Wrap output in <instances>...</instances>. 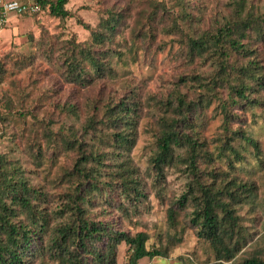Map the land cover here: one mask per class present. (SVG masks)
Segmentation results:
<instances>
[{"label": "trees", "instance_id": "obj_1", "mask_svg": "<svg viewBox=\"0 0 264 264\" xmlns=\"http://www.w3.org/2000/svg\"><path fill=\"white\" fill-rule=\"evenodd\" d=\"M32 1L39 12L70 16L69 0ZM186 2L167 8L156 0H106L94 27L80 22L89 41L40 44L48 56L54 44L68 84L100 94L88 100L78 126L66 118L54 127L31 110L0 113L19 123L12 140L20 146L0 155V264H115L121 244L126 264H140L167 258L186 228L212 256L203 264H264V63L257 50L264 6L229 0L227 14L201 30ZM158 34L177 38L180 57L211 71L184 74L167 94L142 97L130 84L131 65L140 51L152 58L164 50L151 48ZM2 73L0 67V82ZM56 108L78 117L72 103ZM210 120L219 125L207 137ZM140 133L151 146L143 174L131 156ZM174 175L182 185L169 196ZM145 179L167 201L166 233L150 245L145 229L131 233L107 219L117 215L123 224L140 215Z\"/></svg>", "mask_w": 264, "mask_h": 264}, {"label": "rangeland", "instance_id": "obj_2", "mask_svg": "<svg viewBox=\"0 0 264 264\" xmlns=\"http://www.w3.org/2000/svg\"><path fill=\"white\" fill-rule=\"evenodd\" d=\"M156 1L165 3L167 8L173 7L178 2V0ZM184 1H187L186 3L189 5L188 11L192 18V25L201 30L209 29L220 20L221 15L228 12L229 0ZM252 1L264 6V0ZM105 5L106 0H69L65 9L70 13V16L64 21L50 15L46 10L35 16L25 17L13 14L8 16V24L0 29V67L3 69L0 82V113L8 109L31 110L37 117L49 122H56L53 124L54 127H58L59 123L66 118L67 122H73L76 126L84 121L87 113L85 105L89 99L100 94L98 87L93 90L68 84L60 75L58 64L61 56L54 44L52 56L42 53L40 44L70 39H74L76 42L89 41V32L80 22L94 27L98 23L100 12ZM122 6L123 3L118 5V7ZM131 23L132 19H129L128 25ZM122 34L126 37L127 30H124ZM159 46L164 47V50H157L152 58L143 56L141 51L138 52L137 62L131 65L130 84L140 86L138 91L142 97L167 94L172 83L178 77H183L184 74L188 77L197 73L206 75L211 71L208 63L204 64L198 60L189 62L180 57L177 38L158 34L151 43V48L153 50ZM257 50L264 63V45H257ZM100 87H104L103 84ZM66 103L77 106V118L68 116L56 108V106ZM0 124V155H5L9 151H19L18 142L16 141L18 144L16 145L12 140L17 133L16 127L19 123L11 119L0 120ZM218 125L219 121L210 120L209 125L204 129V135L210 137ZM140 129H142L141 125ZM149 143V136L140 133L131 152L134 165L140 169L142 174L151 149ZM22 159L23 165L29 170H27L29 175L35 178L36 171H34L32 163L27 160L25 155H22ZM144 181L147 185L146 189H148L150 180L145 179ZM167 182L169 196L173 192H177L182 185V180H179L177 175L169 176ZM146 196L145 208L142 209L138 217L132 219V222L122 224L117 215H110L107 219L116 221L118 229L131 233H135L139 228L140 230L145 229L150 236V245L158 243L159 235L164 236L166 233L168 227L167 201L159 200L150 192V189L146 191ZM261 202L264 203V200ZM260 215L261 213H259ZM178 220L181 225L184 224L185 219L182 215L178 217ZM135 222H138L137 226L134 225ZM126 257L127 246L121 244L117 250L115 264H126ZM211 259L209 251L201 243H198L193 232L186 228L181 244L172 250L167 258H145L140 261V264H190V262L203 264Z\"/></svg>", "mask_w": 264, "mask_h": 264}, {"label": "built area", "instance_id": "obj_3", "mask_svg": "<svg viewBox=\"0 0 264 264\" xmlns=\"http://www.w3.org/2000/svg\"><path fill=\"white\" fill-rule=\"evenodd\" d=\"M40 11V6L32 0H0V29L8 24L10 14L20 16Z\"/></svg>", "mask_w": 264, "mask_h": 264}]
</instances>
